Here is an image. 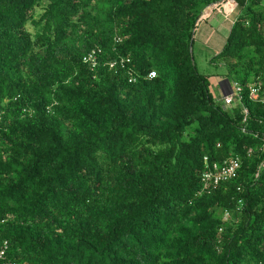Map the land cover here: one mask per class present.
<instances>
[{"label":"trees","instance_id":"16d2710c","mask_svg":"<svg viewBox=\"0 0 264 264\" xmlns=\"http://www.w3.org/2000/svg\"><path fill=\"white\" fill-rule=\"evenodd\" d=\"M223 1L0 0V264H264V0L210 57L230 107L193 54Z\"/></svg>","mask_w":264,"mask_h":264},{"label":"built area","instance_id":"2783aa9c","mask_svg":"<svg viewBox=\"0 0 264 264\" xmlns=\"http://www.w3.org/2000/svg\"><path fill=\"white\" fill-rule=\"evenodd\" d=\"M224 4V5H223ZM236 3L233 0H224L220 6H214V8L223 13L226 16L233 14ZM83 61L91 66L97 64V57L95 51L87 53L83 57ZM150 76H154V72H150ZM240 87L237 84L233 85L231 88V93L224 94L221 99L225 106H231L240 100ZM204 160L207 161L206 157ZM240 167V162L238 158H229L224 160L221 164H212L211 167L207 166V169L202 173L201 180L204 184L212 183L217 184L221 181L234 179L238 175V169ZM227 216V213H225Z\"/></svg>","mask_w":264,"mask_h":264},{"label":"crops","instance_id":"0c3cea01","mask_svg":"<svg viewBox=\"0 0 264 264\" xmlns=\"http://www.w3.org/2000/svg\"><path fill=\"white\" fill-rule=\"evenodd\" d=\"M215 10L199 18L194 34V41L197 38L203 45L206 44L209 50L214 51L213 55L221 50L232 24L231 15L226 16L219 11L215 12ZM212 16H214V19L210 21L209 18ZM231 88L232 86L226 80H223L220 83L219 90H221L223 96L224 94L231 93Z\"/></svg>","mask_w":264,"mask_h":264},{"label":"rangeland","instance_id":"374dc122","mask_svg":"<svg viewBox=\"0 0 264 264\" xmlns=\"http://www.w3.org/2000/svg\"><path fill=\"white\" fill-rule=\"evenodd\" d=\"M224 5V4H223ZM215 12H218L215 10ZM233 14H231L232 16ZM214 16L209 18L210 21H213ZM31 29V27H29ZM213 50H209L206 44L196 38L193 45V54L196 66L200 73L207 74L209 77V86L210 90L213 93L215 98L222 96L220 88V83L226 78L223 76L226 69L222 63H213L210 62V57L213 55ZM229 82V81H228ZM230 107V106H227Z\"/></svg>","mask_w":264,"mask_h":264},{"label":"water","instance_id":"95a60500","mask_svg":"<svg viewBox=\"0 0 264 264\" xmlns=\"http://www.w3.org/2000/svg\"><path fill=\"white\" fill-rule=\"evenodd\" d=\"M214 6H215V4L212 3V4H209V5H207L206 7H204V8L202 9L201 13H200V17H199V18L205 16L207 13H209L210 11H212L213 8H214ZM225 80L228 82L227 79H225Z\"/></svg>","mask_w":264,"mask_h":264}]
</instances>
